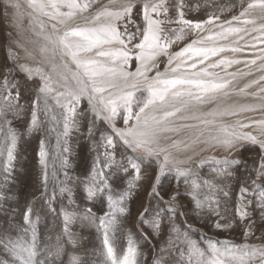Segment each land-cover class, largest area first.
Wrapping results in <instances>:
<instances>
[{
	"label": "snow or ice",
	"instance_id": "1",
	"mask_svg": "<svg viewBox=\"0 0 264 264\" xmlns=\"http://www.w3.org/2000/svg\"><path fill=\"white\" fill-rule=\"evenodd\" d=\"M26 3L31 9L26 13L30 19L46 17L50 24H39L47 41L39 49V59L19 40H11L3 62H0V136L3 137L0 140V157L3 158L0 165V264H57L65 251L62 241L76 245L69 224L77 218L95 224L101 232L104 264H137V257L142 253L131 233L128 246L120 255H117L115 239L122 219L128 213L127 201L132 189L145 180L150 187L149 206L139 213L137 232L150 243L142 226L151 229L154 236L161 235L162 225L166 224L168 228L166 244L159 248L153 264H264V244L236 245L229 241H214L211 237H201L197 241L190 235L195 234V230L187 219L179 224L176 222L178 216H187L189 211L197 217L207 212L216 217L213 226L217 229H226L237 223L245 229V237L255 236L257 230L264 236V118L248 117V123L241 119L235 124L224 123L225 118L264 112V104L226 102L232 96L237 74L248 76L251 72L229 73L232 79H225L208 71V68L222 65H255L258 59L264 60V56L247 61L224 59L196 71L198 64H204L210 57L224 51L223 48L199 46L204 43L205 37L200 33L205 25L219 20V16L210 13L205 20L186 18V12L199 14L211 7L209 0H203V3L201 0H108L103 4L99 0H26ZM9 6L15 10L17 21L22 19L25 13L20 11L19 0H5V11ZM239 7V15L224 23L241 21V17H248L257 10L264 13V0H241ZM242 23L247 25L255 21L244 19ZM173 24L178 25V29L172 28ZM15 26L19 28V22ZM46 27L51 31L47 32ZM225 31L239 34L248 30L229 27ZM260 31L264 35V25L260 26ZM166 32L171 35H165ZM186 35L199 38L192 39L180 51L170 53L172 45L179 44ZM57 50L61 58L59 64L48 58L49 52L55 54ZM161 56H167L169 66L164 72L159 71ZM133 58L139 62L134 73L125 70ZM152 69H156L155 75L149 77L147 73ZM257 70L264 72V66ZM260 81H264V75L238 92L255 96L257 93H246L245 90ZM258 91L264 92V88ZM49 97L64 110L60 113L63 135H68L70 126L77 127L84 121L90 139L99 133L100 143L97 145L93 140V148H103L106 159L101 167L98 154L91 174L84 181L86 199L96 201L103 215H95L91 208L79 213L61 208V234L57 235L55 244L42 245L38 230L42 220L40 211L30 203L23 208L11 206L14 196L8 185L21 135L12 127L13 120L21 119L28 109L30 119L26 133L31 135L40 131L41 114L50 112ZM82 98H86L87 108L78 111ZM22 100L25 103H21ZM204 106L212 107L199 116L190 117L197 120V124L177 125L178 121L189 119L182 114L185 109L199 111ZM52 119L55 120V116ZM117 120L123 126L118 127ZM98 121L102 126H98ZM183 128L201 130L190 143L168 135L178 134ZM248 128H253L255 134L244 130ZM196 143L223 149L229 155L240 151L246 144L258 146L260 150V162L254 177L247 171L237 175L232 169L246 168V164L229 156L220 162L222 167L214 170L217 176L236 181L238 191L232 213L227 217L223 213L229 211L225 204L232 199L233 186L203 181L202 184L208 187V194H203L200 182L187 179L192 175L191 169L182 167L191 162L192 156L180 160L174 154L188 152ZM46 155L41 140L38 156L45 170L40 199L47 205V211L55 216L57 211L52 207L55 192L47 194ZM64 163L66 165L67 161ZM105 168L114 170L105 175ZM153 168L154 172L149 176V169ZM130 169L134 174L126 181V188L118 191L113 184L123 181ZM173 174L177 179L185 178L186 194L192 198V207L185 212L179 211L178 198L184 195L179 186L169 190L162 186V178ZM59 191L71 195L66 186ZM152 201L156 202L155 208L150 206ZM254 213H258L256 218ZM169 252L175 260L167 255ZM68 264H82V258L70 254Z\"/></svg>",
	"mask_w": 264,
	"mask_h": 264
},
{
	"label": "rangeland",
	"instance_id": "2",
	"mask_svg": "<svg viewBox=\"0 0 264 264\" xmlns=\"http://www.w3.org/2000/svg\"><path fill=\"white\" fill-rule=\"evenodd\" d=\"M21 4L20 11L25 13L22 19L14 17L15 10L10 6L5 11V0H0V62L6 54V47L11 40H19L26 49L33 52L37 59H39V49L45 45L47 41L44 40L43 34H41L39 24L43 22L46 26L50 24L46 17L36 16L35 20L30 19L26 13L31 9L27 7L26 0H19ZM100 3H107L108 0H99ZM203 3V0H201ZM241 0H209L212 5L206 10H202L199 14L186 12V18H193L199 20H205L210 13H215L219 16V20H216L212 24L205 25V29L200 33V36L205 37L202 47H217L223 48V52H219L216 56L210 57L204 64H198L196 71L201 68L207 67L209 64H215L220 60H240L247 61L255 59L258 56H264V35L260 31V26L264 25V13H260L258 10L253 12L248 17H241V21H234L232 24L224 23V21L232 20L233 16L239 15L241 10ZM235 6V8H233ZM231 9V10H230ZM244 19L254 20L255 23L243 24ZM19 22L20 26L17 28L15 23ZM220 25H223L222 27ZM172 28L178 29V25H171ZM229 27L247 28V33L241 32L228 33L225 29ZM46 31L50 32V27H46ZM222 34V35H220ZM165 35H171V33H165ZM211 36L212 39H207ZM242 37V38H241ZM197 36L186 35L185 39L179 44H173L169 49L170 53L178 52L187 43H190L192 39H198ZM255 45V47H252ZM51 47V45H49ZM234 48L242 49V51H232ZM21 55L24 52L21 51ZM48 58L54 63H60L59 51L55 54L49 52ZM191 63V61H189ZM159 71L164 72L168 68L167 56H161L158 60ZM139 62L133 58L129 61V65L125 68L128 72H135ZM174 66V65H173ZM261 66H264V60H257L255 65H245L244 63L233 64L230 67L222 65L216 68H208V71L216 73L217 78L232 79L229 73L239 72H251V75L241 76L237 74L232 85V96L226 101L227 103L235 102L237 104L259 105L264 104V92L258 90L264 88V81L253 85L245 90L246 93H257V95H247L238 92V89L244 88L252 80H260V77L264 75V72L258 71ZM156 69H152L147 73L149 77L155 75ZM61 99V103H63ZM21 103H25L24 100ZM48 105L50 106V112L45 115L41 114V129L38 132H34L31 135L26 133V126L30 119L29 110L26 109L25 113L19 120H13L12 127L19 132L20 139L15 152L16 159L14 161V172L9 182L8 187L12 189V195L14 200L11 206L17 208H23L25 204H32L34 209L40 211L42 217L41 223L38 226L40 233V239L42 245L44 243L55 244L56 237L61 234L63 228V220L61 214V208L68 212H82L85 208H91L92 212L97 216H102L103 212L100 210L96 201H88L86 199L87 193L85 191L84 181L92 171V165L96 156L100 155V166L103 167L105 163V157L103 155L104 149L100 147L93 148V140L99 145V133L93 138H89L88 130L84 121H81L77 127L69 128L68 135H63L62 117L60 115L64 110L61 109L52 97L48 98ZM43 107V103L41 104ZM209 107L204 106L199 111L192 109H185L182 113L189 119L178 121L179 124H197L198 121L191 119L192 116H199L203 112H207ZM87 108L86 98H82L78 106V111ZM55 116V120L52 117ZM248 117L253 119L264 118V112H248L244 113L241 117H229L225 118L224 123L235 124L237 119H241L242 122L248 123ZM9 119H12L9 117ZM98 126H102L98 121ZM117 126H123L120 120H117ZM202 127V126H201ZM200 128H183L177 133H170L173 139L184 140L185 142H192L196 139ZM245 131H253V128L244 129ZM3 137L0 136V140ZM44 141L45 151L47 153L45 162L47 165L46 171L48 174V186L47 194L55 192V200L52 207L57 211V215L53 216L52 213L47 211V205L42 199H40L41 192L43 190L42 173L45 170L40 164V158L38 156L40 141ZM171 141H167L170 143ZM65 148L67 151H65ZM177 159L184 160L187 156H192L190 163L182 165L191 169L192 175H189L187 179L189 181L196 180L202 184L203 181H208L210 184L223 186L224 183L231 184L233 186L232 199L227 201L225 206L228 208V212L223 213L225 217L232 213L233 201L235 200L236 181L234 179L221 178L216 175L214 170L222 167L220 163L225 156L229 158H238L244 161L246 168L236 171L239 175L241 171H247L255 176V169L259 165L260 150L258 146L246 144L240 151H233L231 155L220 148H211L203 143H196L193 145L192 150L188 152L174 153ZM119 160V156L116 157ZM67 161L65 165L64 161ZM3 163V158L0 157V165ZM114 169H104L105 175H108L110 171ZM154 172L153 169H149L148 175L151 176ZM67 173V176H65ZM134 173L129 170V174L124 177L123 181H116L113 187L118 191L126 188V181L131 178ZM184 177L177 179L175 175H170L162 178V186L165 190L176 188L179 186L181 193L184 195L178 198V204L180 205L179 211L185 212L192 207L191 196L186 194V188L184 183ZM112 183V181H109ZM67 187L71 190V195L68 192L60 193L61 187ZM150 191L149 182L147 180L138 182L136 187L132 189V195L127 201L128 213L122 219L120 230L116 234L115 247L117 255H120L128 246L129 233H131L133 240L138 245L139 251L142 255L137 257V264H153L154 257L157 255L159 248L162 244H166L168 239V228L162 225L163 231L161 235L154 236L151 229L147 226H142L144 232L148 235L149 241L142 239L137 232L139 213L143 211L144 207L149 206L148 192ZM201 192L205 195L208 194V187L202 184ZM163 194V193H162ZM168 199V197H165ZM70 201L74 203H70ZM96 204L97 206H94ZM151 207H156V202H151ZM162 207V205H161ZM258 216V213H254V218ZM187 219L188 223L193 225L195 234L192 235V239L200 241L201 237L207 239L211 237L214 241H229L232 244H264V236L261 235L259 230L256 231L255 236L245 237V229L237 223H233L232 227L226 229H217L213 226V222L216 217L211 216L210 213H203L197 217L194 213L188 212L187 216H178L176 222L179 224L181 220ZM183 228V225H181ZM70 231L74 234L76 245L73 246L64 243V255L57 264H68L70 254L79 255L82 258V264H104L105 256L103 255L105 249L102 244V234L98 231L95 224L83 218L74 219L69 224ZM203 247V245H201ZM171 260H175V256L171 252L167 254Z\"/></svg>",
	"mask_w": 264,
	"mask_h": 264
}]
</instances>
